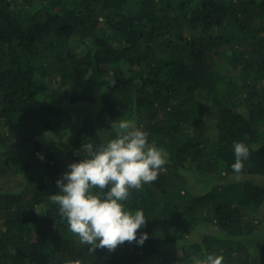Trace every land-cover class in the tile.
<instances>
[{"label": "trees", "instance_id": "obj_1", "mask_svg": "<svg viewBox=\"0 0 264 264\" xmlns=\"http://www.w3.org/2000/svg\"><path fill=\"white\" fill-rule=\"evenodd\" d=\"M122 119L168 163L124 202L148 239L90 255L48 197ZM209 253L264 264V0H0V264Z\"/></svg>", "mask_w": 264, "mask_h": 264}, {"label": "clouds", "instance_id": "obj_2", "mask_svg": "<svg viewBox=\"0 0 264 264\" xmlns=\"http://www.w3.org/2000/svg\"><path fill=\"white\" fill-rule=\"evenodd\" d=\"M111 129L115 138L107 143L96 145L89 139L82 144L84 158L68 165L70 171L56 181L59 191L48 197L90 255L97 249L114 251L125 241L142 245L148 239L147 233L137 239V230L147 222L143 210H127L124 202L131 190L155 182L168 163L167 151L150 143L149 133L133 119L113 121ZM233 149L231 167L238 177L250 149L243 142H234ZM223 260L209 253L204 259L191 257L185 264H223ZM65 264H81V260L68 259Z\"/></svg>", "mask_w": 264, "mask_h": 264}, {"label": "rangeland", "instance_id": "obj_3", "mask_svg": "<svg viewBox=\"0 0 264 264\" xmlns=\"http://www.w3.org/2000/svg\"><path fill=\"white\" fill-rule=\"evenodd\" d=\"M255 180H256V182L260 183V180H257V179H255Z\"/></svg>", "mask_w": 264, "mask_h": 264}]
</instances>
